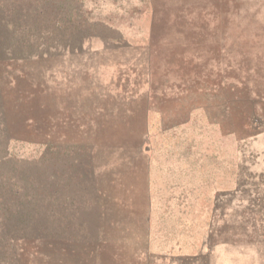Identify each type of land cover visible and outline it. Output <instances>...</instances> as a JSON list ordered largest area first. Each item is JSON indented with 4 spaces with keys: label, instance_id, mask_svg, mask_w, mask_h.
Returning <instances> with one entry per match:
<instances>
[{
    "label": "rangeland",
    "instance_id": "obj_1",
    "mask_svg": "<svg viewBox=\"0 0 264 264\" xmlns=\"http://www.w3.org/2000/svg\"><path fill=\"white\" fill-rule=\"evenodd\" d=\"M0 264H264V0H0Z\"/></svg>",
    "mask_w": 264,
    "mask_h": 264
}]
</instances>
